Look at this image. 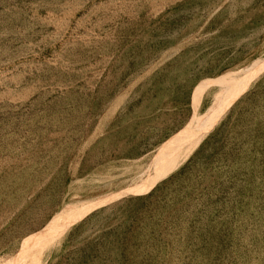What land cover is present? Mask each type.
<instances>
[{
    "label": "rangeland",
    "instance_id": "rangeland-1",
    "mask_svg": "<svg viewBox=\"0 0 264 264\" xmlns=\"http://www.w3.org/2000/svg\"><path fill=\"white\" fill-rule=\"evenodd\" d=\"M0 264H264V0H0Z\"/></svg>",
    "mask_w": 264,
    "mask_h": 264
}]
</instances>
